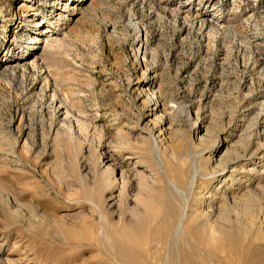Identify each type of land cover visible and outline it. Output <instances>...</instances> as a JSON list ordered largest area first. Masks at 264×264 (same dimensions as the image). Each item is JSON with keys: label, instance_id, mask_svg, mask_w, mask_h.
Wrapping results in <instances>:
<instances>
[{"label": "rangeland", "instance_id": "1", "mask_svg": "<svg viewBox=\"0 0 264 264\" xmlns=\"http://www.w3.org/2000/svg\"><path fill=\"white\" fill-rule=\"evenodd\" d=\"M225 263L264 264V0H0V264Z\"/></svg>", "mask_w": 264, "mask_h": 264}, {"label": "bare ground", "instance_id": "2", "mask_svg": "<svg viewBox=\"0 0 264 264\" xmlns=\"http://www.w3.org/2000/svg\"><path fill=\"white\" fill-rule=\"evenodd\" d=\"M73 6V5H72ZM181 6V5H180ZM63 10V9H62ZM36 30V29H35ZM42 30H44L43 32H41V33H39V34H33V35H30L29 37L31 38V39H34V41H33V43H36V41L37 40H39L41 37H47L46 35H47V33H49L50 32V29H49V26H47V27H43L42 28ZM46 34V35H45ZM44 35V36H43ZM26 55V54H25ZM23 60V58H20V60ZM171 183V182H170ZM172 184V186H173V188H175L176 189V191L177 192H181L182 194H183V191H181L176 185H174L173 183H171ZM182 196V195H181ZM184 196V195H183ZM187 200V199H186ZM187 203V202H186ZM186 203L184 204V205H186ZM206 221V220H205ZM181 224V223H180ZM180 226H182V224L181 225H179V227ZM209 226L211 227V226H213L212 224L210 225L209 224ZM178 227V229H180V230H182L181 228H179ZM209 227V228H210ZM177 229V228H176ZM179 230V231H180ZM206 230H208L207 228H206ZM209 230H211V228L209 229ZM208 234H210V232L208 233ZM186 262V261H185ZM226 264V263H225Z\"/></svg>", "mask_w": 264, "mask_h": 264}]
</instances>
